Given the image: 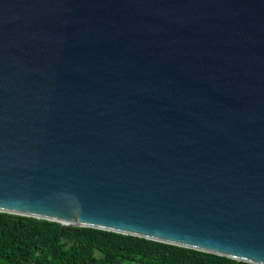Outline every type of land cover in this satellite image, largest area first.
<instances>
[{
	"label": "water",
	"instance_id": "95a60500",
	"mask_svg": "<svg viewBox=\"0 0 264 264\" xmlns=\"http://www.w3.org/2000/svg\"><path fill=\"white\" fill-rule=\"evenodd\" d=\"M0 212L264 264V0H0Z\"/></svg>",
	"mask_w": 264,
	"mask_h": 264
},
{
	"label": "trees",
	"instance_id": "16d2710c",
	"mask_svg": "<svg viewBox=\"0 0 264 264\" xmlns=\"http://www.w3.org/2000/svg\"><path fill=\"white\" fill-rule=\"evenodd\" d=\"M0 264L253 263L98 228L60 229L56 221L0 212Z\"/></svg>",
	"mask_w": 264,
	"mask_h": 264
}]
</instances>
